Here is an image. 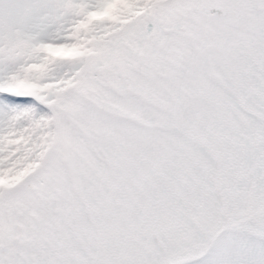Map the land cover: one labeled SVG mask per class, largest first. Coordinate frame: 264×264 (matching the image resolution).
<instances>
[{"label":"snow or ice","instance_id":"6c2138e0","mask_svg":"<svg viewBox=\"0 0 264 264\" xmlns=\"http://www.w3.org/2000/svg\"><path fill=\"white\" fill-rule=\"evenodd\" d=\"M0 264H264V0H0Z\"/></svg>","mask_w":264,"mask_h":264}]
</instances>
